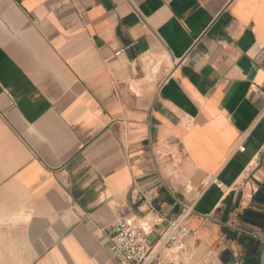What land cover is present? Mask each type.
<instances>
[{
    "label": "crops",
    "instance_id": "0c3cea01",
    "mask_svg": "<svg viewBox=\"0 0 264 264\" xmlns=\"http://www.w3.org/2000/svg\"><path fill=\"white\" fill-rule=\"evenodd\" d=\"M183 212L167 262L260 253L264 0H0V264H119L118 220Z\"/></svg>",
    "mask_w": 264,
    "mask_h": 264
},
{
    "label": "built area",
    "instance_id": "2783aa9c",
    "mask_svg": "<svg viewBox=\"0 0 264 264\" xmlns=\"http://www.w3.org/2000/svg\"><path fill=\"white\" fill-rule=\"evenodd\" d=\"M186 216L183 212L170 221L167 228L160 230L155 242H150L152 226L148 223L122 218L111 227L110 251L119 264H172L163 254L178 247L183 238L192 234L184 223Z\"/></svg>",
    "mask_w": 264,
    "mask_h": 264
},
{
    "label": "trees",
    "instance_id": "16d2710c",
    "mask_svg": "<svg viewBox=\"0 0 264 264\" xmlns=\"http://www.w3.org/2000/svg\"><path fill=\"white\" fill-rule=\"evenodd\" d=\"M245 217H250L251 218V214L250 213H246ZM259 221H260V218L258 217L255 222L259 223ZM262 227L264 228V226H262ZM259 257H260V253L256 252L255 250H253L251 248L248 251V253H247L245 264H259Z\"/></svg>",
    "mask_w": 264,
    "mask_h": 264
},
{
    "label": "water",
    "instance_id": "95a60500",
    "mask_svg": "<svg viewBox=\"0 0 264 264\" xmlns=\"http://www.w3.org/2000/svg\"><path fill=\"white\" fill-rule=\"evenodd\" d=\"M260 242L262 247L260 251L259 264H264V238H261Z\"/></svg>",
    "mask_w": 264,
    "mask_h": 264
}]
</instances>
